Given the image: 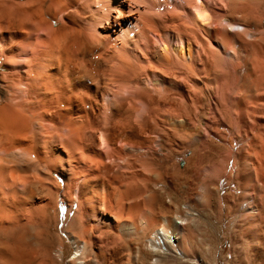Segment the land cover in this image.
Instances as JSON below:
<instances>
[{
	"label": "bare ground",
	"instance_id": "obj_1",
	"mask_svg": "<svg viewBox=\"0 0 264 264\" xmlns=\"http://www.w3.org/2000/svg\"><path fill=\"white\" fill-rule=\"evenodd\" d=\"M93 1L71 18L68 0L0 8V264H63L66 207L75 246L67 264H106L102 236L141 238L157 255L164 245L184 247L195 202L173 216L142 204L156 197L154 157L167 159L172 135L203 125L264 129V0H178L159 14L161 24L128 13L129 1ZM166 30L184 33L181 45L171 46ZM241 67L254 81L242 82ZM257 144L240 149L255 179L264 173ZM135 245L130 256L143 253Z\"/></svg>",
	"mask_w": 264,
	"mask_h": 264
},
{
	"label": "rangeland",
	"instance_id": "obj_2",
	"mask_svg": "<svg viewBox=\"0 0 264 264\" xmlns=\"http://www.w3.org/2000/svg\"><path fill=\"white\" fill-rule=\"evenodd\" d=\"M28 1L29 0H0V8L5 7L9 3L16 2H19L22 5H27ZM46 1L49 2L50 0ZM68 1L70 2V5H72L70 7L72 9L70 10L73 11L70 14V18L78 15L77 6H84L88 9L97 6V3L95 1L92 2V0ZM128 1L129 4L124 6L128 13L135 11L142 14H148L155 23L161 24L159 20L163 13L168 7L169 9L170 7L174 9V6L171 5H175L180 0H169V2L168 0H139L141 1L140 5L135 3L137 0H126L125 2ZM144 1L147 2L145 3ZM159 1L161 3H159ZM154 4L156 5L154 6ZM161 6L163 8H161ZM160 9L161 13H159ZM151 10L152 12H150ZM74 11L77 13L72 16V14H75ZM158 15L159 19L157 18ZM156 25L158 26L157 28H160L158 24ZM179 32L177 33L176 31L169 30L164 31V34H166L168 38L170 37L169 40L171 39V46H179L183 42L181 40L185 39L186 35L184 33L182 34V32H180L181 35H179ZM148 35L153 36L151 32H148ZM179 36L184 37L181 39ZM137 38H139V35ZM238 72L240 78L242 77V82L254 81V76L250 75L251 77L248 78L249 74L246 68L241 67ZM245 72L248 74L247 77L245 76ZM205 77L208 78L207 75H205ZM207 118H210V120L215 118L214 120L216 121L219 117L210 115V117L208 116ZM250 120H253V118ZM228 122H226V126L222 127H217V125H215L209 129L203 125L201 129L196 132L190 129L188 132L184 131L180 136L183 142L180 141L179 135H172L170 138L172 141L169 140L166 142L171 144L170 147H174L170 148L167 146L164 150V154H169L167 159L164 160L163 157L156 155L152 161L153 174L152 181L149 185V191L150 193L155 194L156 197L154 198V195H152L154 202H151V200L149 202L150 204L152 203V205H155H149V202L143 200L141 197L143 200L142 204L147 203L145 205L153 208L152 210H154L156 214L173 216L177 213V210L183 215L185 212V205H192V203L195 202L194 205L198 214L194 218H189L187 221L188 223L185 225L189 239L186 238L187 241L185 240L184 247H181V249L179 246H172L171 249H169L164 245V249L161 247L164 252L162 251L163 253L160 252V254L158 253L157 255V253L152 250L147 249V251H144L146 247L145 241L141 238H136L134 244H128L124 238L123 240L116 239L115 235H112L113 237L103 238L105 239L103 241L101 239L103 236L100 231H98L96 234H100L99 237L102 236L100 237L101 241L99 243L106 252L109 253V255L107 254L108 257L106 264H111L112 260H116L117 264H155L157 261L158 263L156 264H264V181H262L264 173L259 175L260 178L255 179V176L253 177V174H251L252 171L250 166L247 165L244 160L247 149H245L246 152L240 150L243 149L242 147L246 146L245 142H247V140L252 142L255 141L259 144H257L258 149L256 148L255 150V160H257V156L258 158L260 155L263 156L264 150H261L264 145V143H262L264 140L261 142L260 137L264 138V129L259 126L255 127L252 132L250 129H253L254 127L250 126L249 128V126H246L244 129L237 128ZM261 123L263 122L261 121ZM229 126L232 127L230 128ZM218 128L219 130H217ZM246 129H248V131ZM156 131L158 132V130ZM193 132H195L194 135ZM213 132L214 134H212ZM222 132L225 133L224 136L222 135ZM188 133H190V135ZM237 133L239 135H237ZM251 133H254L253 135L255 137L251 138L250 136H253ZM260 133L261 136L258 135ZM203 134L206 137H204ZM201 136L204 138H201ZM258 136L259 138H257ZM195 137H197V142L195 139V141H193L194 143L192 142L193 144H190L189 142ZM198 138L201 140H198ZM176 141L179 144L178 146H183L184 143L188 146L184 145L185 150H181L180 147H177ZM187 141L189 144H186ZM207 141L208 143H206ZM189 146L190 148H188ZM240 153H242V155ZM142 170L143 169L141 168L139 169L140 174L143 172ZM141 176L143 175H139V180ZM141 178L143 179V177ZM258 179L259 182H257ZM145 205L144 207H146ZM176 205L179 206L178 209L176 208ZM73 215L74 213H69V209L66 207L63 210L61 225L59 227V231L66 242V253L64 255L65 259L63 260V264L68 263L70 258L73 257L75 251V246L67 234V229L69 228V223L71 222ZM154 226L153 229L160 226L159 221ZM54 229L55 226H51V231H54ZM44 234L43 237L48 240V249L50 248L49 250H53L55 248L56 250L58 244L57 240L50 236L48 230H46ZM103 242L104 244H102ZM129 245L131 246L129 247ZM132 245L141 248L143 253L138 252V256H135L133 253L130 256L128 250ZM115 248L119 250L122 249V252H119L118 255L120 256L116 255L113 258V256H111V250H115ZM90 257L92 258L93 256L91 255ZM155 259L157 261H155ZM92 260L94 261V257L91 261Z\"/></svg>",
	"mask_w": 264,
	"mask_h": 264
}]
</instances>
